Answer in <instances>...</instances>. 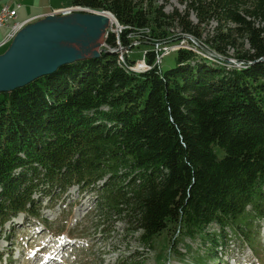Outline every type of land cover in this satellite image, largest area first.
<instances>
[{"label": "trees", "instance_id": "obj_1", "mask_svg": "<svg viewBox=\"0 0 264 264\" xmlns=\"http://www.w3.org/2000/svg\"><path fill=\"white\" fill-rule=\"evenodd\" d=\"M67 1L113 16L122 28L106 30L104 44L125 50L124 62L104 50L0 93V240L18 215L42 220V200L53 207L76 188L94 193L99 218L130 219L147 248L176 230L209 243L213 259L228 230L258 254L264 0H175L184 9L171 13L169 0ZM187 36L195 51L171 52L168 69L155 64L156 45ZM140 59L148 69L131 71Z\"/></svg>", "mask_w": 264, "mask_h": 264}, {"label": "rangeland", "instance_id": "obj_2", "mask_svg": "<svg viewBox=\"0 0 264 264\" xmlns=\"http://www.w3.org/2000/svg\"><path fill=\"white\" fill-rule=\"evenodd\" d=\"M158 2L163 3L162 0ZM7 4L10 7L20 5L23 11L31 7L32 13H47L52 9L68 6L69 2L0 0V7ZM174 8L179 11L184 9L175 0H169L164 6V11L171 13ZM78 9L80 10L77 12L86 14L100 13L87 8ZM107 19V32L117 33L119 28H122L111 22V17L107 16ZM19 21L21 17H16L15 22ZM11 25L9 23L0 28V41L9 33ZM194 43L199 45L195 41ZM8 45L7 42L1 46L0 53L4 52ZM107 47L104 49L108 50ZM114 50H118V53L122 51L119 46ZM130 56L135 60L139 58L136 51ZM164 57L160 67L168 69L173 64L175 54ZM140 67L146 69L144 65ZM140 67L135 69L139 70ZM47 200L45 198L41 203L42 220L25 219L19 215L11 224L5 226L6 235L0 240V264H264L262 219H255L258 226L255 228L258 229L255 241L258 254L240 245L234 240V234L225 230V243H219L213 252L215 258L208 259L205 249L209 248V243L204 244L198 238L192 241L182 238L176 230L155 238L151 248L143 246L138 241V234L132 231L130 219L111 222L99 218V212L95 208V195L92 192L79 194L76 188H72L53 207H48ZM44 220L47 223L43 222ZM207 231L212 233L217 229L211 226Z\"/></svg>", "mask_w": 264, "mask_h": 264}, {"label": "water", "instance_id": "obj_3", "mask_svg": "<svg viewBox=\"0 0 264 264\" xmlns=\"http://www.w3.org/2000/svg\"><path fill=\"white\" fill-rule=\"evenodd\" d=\"M107 16L117 24L108 12H74L45 14L22 27L0 54V93L28 85L65 65L99 58L104 51Z\"/></svg>", "mask_w": 264, "mask_h": 264}, {"label": "built area", "instance_id": "obj_4", "mask_svg": "<svg viewBox=\"0 0 264 264\" xmlns=\"http://www.w3.org/2000/svg\"><path fill=\"white\" fill-rule=\"evenodd\" d=\"M70 9H74V10H80L78 8L72 7L69 8L67 10H59L56 11V13H61L64 15V13H66L67 11H69ZM16 17L15 12L13 10H10L8 7H0V27L5 26L8 22L14 20ZM21 28V25L15 24L13 25V27L11 28V32L8 35L6 41H3L2 43H0V46H2L5 42H7L10 38H12V36ZM187 41L182 40L181 43L179 44V46L173 48V49H178V48H187L186 47ZM168 53V50H165V54ZM160 57H157V62H159ZM143 65V64H142Z\"/></svg>", "mask_w": 264, "mask_h": 264}, {"label": "crops", "instance_id": "obj_5", "mask_svg": "<svg viewBox=\"0 0 264 264\" xmlns=\"http://www.w3.org/2000/svg\"><path fill=\"white\" fill-rule=\"evenodd\" d=\"M5 6H9V5L7 4ZM65 7H67V6H65ZM11 8L16 9L17 17H21V21H19L20 23H29L31 21H34V20L40 18L42 15L49 13V12H47V13L46 12L45 13H32L30 10L31 7L25 8L23 11V9H22V7H20V5H16V7L13 6ZM62 8H64V7H62ZM58 9H61V8H58ZM65 10H67V9H65Z\"/></svg>", "mask_w": 264, "mask_h": 264}, {"label": "bare ground", "instance_id": "obj_6", "mask_svg": "<svg viewBox=\"0 0 264 264\" xmlns=\"http://www.w3.org/2000/svg\"><path fill=\"white\" fill-rule=\"evenodd\" d=\"M71 10H72V11H71ZM78 11H79V10H78ZM72 12H77V10L70 9L69 13H72ZM69 13H67V14H69ZM64 15H65V14H64ZM111 22H113V20H111ZM187 38H189V37H187ZM189 39H190V38H189ZM181 41H182V40H180L179 43H181ZM5 43H7V42H5ZM5 43H4V44H5ZM4 44H3V45H4ZM3 45H2V46H3ZM0 47H1V46H0Z\"/></svg>", "mask_w": 264, "mask_h": 264}]
</instances>
